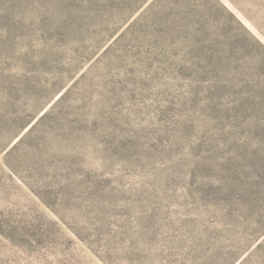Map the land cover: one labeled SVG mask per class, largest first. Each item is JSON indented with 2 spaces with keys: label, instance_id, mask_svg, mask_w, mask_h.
I'll return each instance as SVG.
<instances>
[{
  "label": "rangeland",
  "instance_id": "1",
  "mask_svg": "<svg viewBox=\"0 0 264 264\" xmlns=\"http://www.w3.org/2000/svg\"><path fill=\"white\" fill-rule=\"evenodd\" d=\"M0 264H264V0H0Z\"/></svg>",
  "mask_w": 264,
  "mask_h": 264
},
{
  "label": "trees",
  "instance_id": "2",
  "mask_svg": "<svg viewBox=\"0 0 264 264\" xmlns=\"http://www.w3.org/2000/svg\"><path fill=\"white\" fill-rule=\"evenodd\" d=\"M5 149V148H4Z\"/></svg>",
  "mask_w": 264,
  "mask_h": 264
}]
</instances>
